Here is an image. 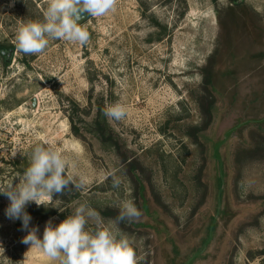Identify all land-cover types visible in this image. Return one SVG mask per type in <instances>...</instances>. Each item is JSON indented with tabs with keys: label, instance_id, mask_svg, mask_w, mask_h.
<instances>
[{
	"label": "rangeland",
	"instance_id": "374dc122",
	"mask_svg": "<svg viewBox=\"0 0 264 264\" xmlns=\"http://www.w3.org/2000/svg\"><path fill=\"white\" fill-rule=\"evenodd\" d=\"M46 7L0 0V184L18 183L46 140L87 184L29 204L30 228L42 237L86 202L100 218L86 230L118 228L136 264H264V0H115L84 14L86 45L18 53L17 26ZM115 103L121 121L103 115ZM126 201L140 216L114 224ZM8 203L0 264H59L21 243Z\"/></svg>",
	"mask_w": 264,
	"mask_h": 264
},
{
	"label": "clouds",
	"instance_id": "9594fccd",
	"mask_svg": "<svg viewBox=\"0 0 264 264\" xmlns=\"http://www.w3.org/2000/svg\"><path fill=\"white\" fill-rule=\"evenodd\" d=\"M115 0H47L43 19L20 23L15 31V50L25 55L40 54L50 41L60 40L72 45H86L89 33L78 23L84 14L102 17L114 8ZM103 115L113 121L126 118V108L120 103L102 110ZM68 160L52 141L36 143L27 155V166L18 175V183L0 184V195L9 201L4 210L5 217L13 222L20 221L21 231H27L21 243L36 249L50 260L59 264H136L135 250L127 236L119 229L96 227L85 228L89 219L99 223V213L86 202L79 204L72 215L58 225L51 221L45 224L42 237L37 236V227L30 228L32 217L25 210L34 203L37 207L48 205L53 194H64L67 190H82L87 184L83 174L69 175ZM121 181L113 177L112 187L119 188ZM69 185L72 188H69ZM140 211L131 201L120 205L114 224L133 220ZM0 253L3 249L0 248Z\"/></svg>",
	"mask_w": 264,
	"mask_h": 264
},
{
	"label": "trees",
	"instance_id": "16d2710c",
	"mask_svg": "<svg viewBox=\"0 0 264 264\" xmlns=\"http://www.w3.org/2000/svg\"><path fill=\"white\" fill-rule=\"evenodd\" d=\"M204 84L207 85V86L210 84V80H209V77H208V76H207V77L205 76ZM97 122H98V120L95 121V123H97ZM96 125L99 127V124H98V123H97ZM100 130H101V129H99V131H100ZM100 136H101V137L104 136L103 133H102L101 131H100ZM48 215H49V216H53L54 214H53V213L46 214V215L43 216V217H46V216H48Z\"/></svg>",
	"mask_w": 264,
	"mask_h": 264
},
{
	"label": "water",
	"instance_id": "95a60500",
	"mask_svg": "<svg viewBox=\"0 0 264 264\" xmlns=\"http://www.w3.org/2000/svg\"><path fill=\"white\" fill-rule=\"evenodd\" d=\"M81 21V20H80ZM78 21V23L80 22ZM12 54V50H8L7 52H1V55L5 57L6 61L8 62ZM34 103V101H33Z\"/></svg>",
	"mask_w": 264,
	"mask_h": 264
}]
</instances>
